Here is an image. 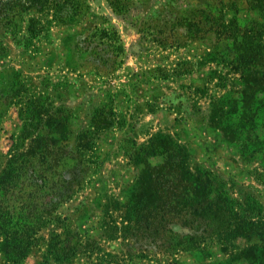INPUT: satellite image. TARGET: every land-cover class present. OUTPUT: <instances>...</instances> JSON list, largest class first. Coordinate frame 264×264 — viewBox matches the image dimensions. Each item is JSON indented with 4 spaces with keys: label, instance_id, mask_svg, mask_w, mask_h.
Returning <instances> with one entry per match:
<instances>
[{
    "label": "rangeland",
    "instance_id": "obj_1",
    "mask_svg": "<svg viewBox=\"0 0 264 264\" xmlns=\"http://www.w3.org/2000/svg\"><path fill=\"white\" fill-rule=\"evenodd\" d=\"M257 3L85 0L73 19L31 8L0 23V176L30 151L5 205L38 217L67 194L27 256L6 262L0 251V264H264V99L237 102L224 124L211 113L249 88L237 50L246 31L264 41ZM103 29L116 30L123 53ZM227 124L249 138L228 139ZM158 132L184 147L238 218L217 205L214 218L178 208L135 223L133 186L146 162L161 163L141 151ZM241 217L255 229L234 227Z\"/></svg>",
    "mask_w": 264,
    "mask_h": 264
},
{
    "label": "trees",
    "instance_id": "obj_2",
    "mask_svg": "<svg viewBox=\"0 0 264 264\" xmlns=\"http://www.w3.org/2000/svg\"><path fill=\"white\" fill-rule=\"evenodd\" d=\"M254 1H259V3L254 4L255 6H259L264 2V0ZM84 3L85 0H0V23L10 21L22 11L31 8H36L39 11L54 9L55 16L60 21H65L67 18L73 19L82 14L85 8ZM113 6L117 12H120L117 5L113 4ZM32 21L34 20L32 19ZM186 27L189 29L188 36L192 40H195L196 38L194 37L196 36L192 33V24L188 23ZM101 34L105 37L109 36L110 39L115 37L116 42L119 43L118 54L123 53L124 47L119 40L116 30L112 29V32H110L107 29H103L101 30ZM244 34L240 42L241 46L237 50V58L245 65L246 72L250 76V79L247 78L246 80L249 88L242 93L241 98L225 95L222 99L214 102L211 113H217V122L221 121L223 124L228 120V116H230L229 109L237 107V102L242 104L248 100V97L258 98V96H261L264 99L263 36L262 34L259 35L257 31L251 33L250 30L244 32ZM253 78L255 79L253 80ZM248 90H251L250 94H248ZM247 107L246 104L241 106L243 109ZM244 112L245 110H243ZM237 126V124L231 126L229 124L225 125V134L228 139H241L243 137L241 135L245 134L247 130L246 126H242L241 129ZM229 136L235 138L231 139ZM245 137L249 138V135ZM28 152H17L14 154L13 158L9 160L7 168L0 176V234L4 235V239L0 243V251L6 262H20L27 256L33 243V233L43 223L44 215L51 212L67 196V194H61L58 200H52L46 208H43L42 213L38 217H34L33 212L32 214L29 212L28 215L21 214L16 209L17 205L15 203L13 204L14 209L11 208L12 210L5 205L8 196L6 193L14 191L19 183L14 181L12 176L17 180L19 179L21 166L25 162V158L30 154V151ZM141 152L144 154L143 156L160 157L161 163L151 165L146 162L145 167L133 186V192L135 193V195L133 194V199H135V201L133 200L135 223L146 222L151 225V222L157 221L159 218L178 208L191 209L204 218L206 216L214 218L213 209L217 205L224 212L229 213L230 216L239 217L237 213L232 212L233 206L230 205L231 202H228L227 198L212 194L210 187H213V185L209 181V178L193 171L189 167L188 155L184 147L178 144L171 136L158 132L151 137L149 143L143 147ZM25 207L26 205L20 208L23 209ZM219 222L222 226L226 224L222 220H219ZM245 223L248 228L242 233H246L248 229H255L251 222H247L242 217L233 226L240 228ZM229 224L230 221H228ZM21 230L31 232L29 235L24 233L26 236L21 237L18 234ZM54 240H56V237L51 241V251H54L52 250Z\"/></svg>",
    "mask_w": 264,
    "mask_h": 264
}]
</instances>
